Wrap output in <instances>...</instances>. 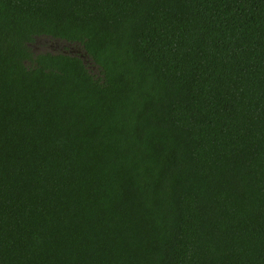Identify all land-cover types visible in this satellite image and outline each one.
<instances>
[{
	"label": "trees",
	"instance_id": "1",
	"mask_svg": "<svg viewBox=\"0 0 264 264\" xmlns=\"http://www.w3.org/2000/svg\"><path fill=\"white\" fill-rule=\"evenodd\" d=\"M0 264H264V0H0Z\"/></svg>",
	"mask_w": 264,
	"mask_h": 264
},
{
	"label": "rangeland",
	"instance_id": "2",
	"mask_svg": "<svg viewBox=\"0 0 264 264\" xmlns=\"http://www.w3.org/2000/svg\"><path fill=\"white\" fill-rule=\"evenodd\" d=\"M41 44H43L42 46H47V47L44 48V50H46V51L49 50L48 46H50V47H56L54 49L58 50L59 52H70L71 54H79V53H81L80 52L81 49L77 45L76 46H74V45L67 46L64 43L57 42V41L50 42L48 40H38V45L41 46ZM35 48L39 49L36 45H35ZM40 49L42 50V48H40ZM89 68H91L93 72L97 73V69L96 68H94V67H89Z\"/></svg>",
	"mask_w": 264,
	"mask_h": 264
}]
</instances>
